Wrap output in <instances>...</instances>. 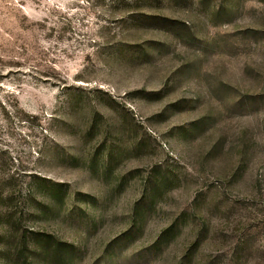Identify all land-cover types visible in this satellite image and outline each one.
Instances as JSON below:
<instances>
[{"label":"rangeland","instance_id":"obj_1","mask_svg":"<svg viewBox=\"0 0 264 264\" xmlns=\"http://www.w3.org/2000/svg\"><path fill=\"white\" fill-rule=\"evenodd\" d=\"M0 264H264V0H0Z\"/></svg>","mask_w":264,"mask_h":264}]
</instances>
